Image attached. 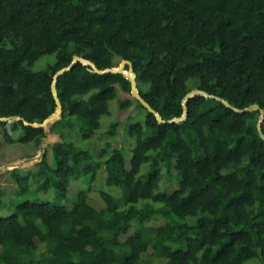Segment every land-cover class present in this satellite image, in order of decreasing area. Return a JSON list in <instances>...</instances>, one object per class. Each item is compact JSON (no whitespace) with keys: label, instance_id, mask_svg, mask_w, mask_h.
I'll return each mask as SVG.
<instances>
[{"label":"trees","instance_id":"obj_1","mask_svg":"<svg viewBox=\"0 0 264 264\" xmlns=\"http://www.w3.org/2000/svg\"><path fill=\"white\" fill-rule=\"evenodd\" d=\"M0 41V145L34 142L43 151L28 175L12 171L16 191H32V173L34 190L60 195L14 208L0 200V264H264V0H0ZM44 54L55 61L33 69ZM75 55L82 59L72 63ZM125 59L164 122L133 96L130 64L100 73L87 61L118 70ZM71 64L56 80L60 118L48 129L26 124L57 112L52 83ZM196 88L209 96H188ZM114 100L144 112L126 128L130 166L120 147L102 162L63 132L49 161V130L84 119L81 134L91 137ZM224 101L261 108L238 112ZM185 105V118L170 121ZM117 133L114 122L108 134ZM101 168L121 195L102 190L99 209L90 193ZM82 177L87 187L70 197ZM166 180L180 188L162 191ZM38 241L45 250L28 258Z\"/></svg>","mask_w":264,"mask_h":264},{"label":"rangeland","instance_id":"obj_2","mask_svg":"<svg viewBox=\"0 0 264 264\" xmlns=\"http://www.w3.org/2000/svg\"><path fill=\"white\" fill-rule=\"evenodd\" d=\"M0 45L2 42L0 41ZM56 59L55 54H44L40 56L35 63L33 64V69H42L48 63L54 62ZM194 83V80L191 81V84ZM143 89L147 88V84L141 83ZM121 97H128L133 100V96L128 93H121ZM144 117V112L140 109L136 102H134L133 106L128 107L126 109H121L119 107V103L117 100L112 101L111 103V113L109 115L104 116L101 119V126L99 129L95 130L91 137H83L81 131L85 125L84 119L76 120L72 123V126H58V131L53 129L51 131L53 134L63 132V139L67 141L74 142L79 148L89 150L93 156L99 160L104 161L106 157L109 155L112 147H120L126 156L128 166H130V161L132 157L131 148L134 145L133 138H128L126 133L127 125L130 121H134L136 119H142ZM117 122L118 124V133L115 136H110L108 134V129L111 127V124ZM87 127V126H84ZM20 132H16V136H18ZM52 135V134H51ZM58 136V135H57ZM2 135L0 134V140ZM62 137L59 136L56 140L53 141H45L44 146L48 149V159L52 160V148L50 147L53 142H57ZM110 141L111 145L108 146L107 142ZM43 155V151L41 148L37 147L34 142H7L0 145V187H4L5 189L0 191V200H2V205H5V201L9 202V200L14 201L13 208L23 202L25 199L30 198L36 201H46L51 200L53 202L58 201L57 198H60L55 187H51L48 190H34L37 188L39 184L38 177H34L32 173L30 174L29 182L32 187V191L29 190L28 194L17 193V182L16 179L12 175V171L17 172L18 174L25 176L28 175L31 171L28 170L27 167L35 168L40 161ZM149 168V163H145L142 167L143 171H146ZM176 172V169H172V176ZM88 178V177H87ZM85 183L78 184L76 182L72 183L69 189V196L76 197L78 190L84 189L87 187L86 178L82 177ZM165 179H169L165 176ZM180 188V181H176L173 184L168 183L166 180L161 184V190L167 193H171L176 189ZM1 190V189H0ZM7 192H6V191ZM107 190L112 192L116 197H120L121 192L116 187H110L105 182V171L103 168L99 170L97 179L94 183H92V191L90 193V202L96 208H101L105 205V201L101 196V191ZM16 191V192H15ZM62 201L64 199L61 198ZM69 207H72V202L65 201ZM0 205V207L2 206ZM3 209L2 211H4ZM4 212H7L5 210ZM164 220L162 218L154 219L148 222L149 225L158 226L162 224ZM134 232V229L131 228L130 231L126 234H122L120 239L122 241H126L130 235ZM39 242V241H38ZM46 245L44 243L39 242L38 250L34 251L31 256L28 258H37L39 257L40 252L45 250ZM154 250L150 247L149 252L152 253ZM155 257L154 264H165L162 262V259L157 260Z\"/></svg>","mask_w":264,"mask_h":264},{"label":"water","instance_id":"obj_3","mask_svg":"<svg viewBox=\"0 0 264 264\" xmlns=\"http://www.w3.org/2000/svg\"><path fill=\"white\" fill-rule=\"evenodd\" d=\"M82 58L80 57V56H78V55H75L74 56V58H73V62L72 63H75L76 61H78V60H81ZM93 67H94V69L97 71V72H100V73H103V72H110V71H116V72H122L123 71V68H124V65L126 64V63H128V64H130V69H131V81H132V90H131V92H132V94H133V96H135V97H137L139 100H140V102L150 111V112H152V113H155L156 115H157V118H158V120L160 121V122H164L165 121V119H163L159 114H158V112L151 106V104L148 102V101H146V99L140 94V92L138 91V87H137V83H136V77H135V71H134V69H133V67H132V64H131V61L130 60H122L121 61V63H120V66H119V69L118 70H115V69H106V70H101V69H99L97 66H95V64L93 63V62H91V61H89V60H87ZM72 67V64L71 65H69V66H66V67H63L62 69H60L57 73H56V75H55V77H54V81H53V83H52V89H53V94H54V97H55V100H56V103H57V105H58V110H57V112L55 113V114H53L52 116H50L49 118H47L42 124H38V123H29V122H27L26 121V124H32L33 126H36V127H38V126H42V127H44V128H46V129H48L58 118H60V116H61V114H62V112H63V106H62V104H61V101H60V99H59V96H58V90H57V86H56V80H57V78H58V76H59V74L61 73V72H63V71H65V70H67V69H69V68H71ZM202 93V94H204L205 96H209L206 92H204L203 90H201V89H198V88H196V89H194V90H192L189 94H188V96L189 95H191V94H194V93ZM187 96V97H188ZM225 103H226V105L227 106H229V107H232L235 111H238V112H244V111H248V110H251V109H253V108H261L260 107V105H253V106H251V107H246V108H238V107H236V106H233L231 103H229L228 101H224ZM186 112H187V106L185 105V111H184V114L180 117V118H176V119H172V120H170V121H177V120H180V119H183V118H185V114H186ZM2 119H4L3 117H1ZM263 118H264V109L263 108H261V120H260V122H259V130H260V133L263 135V137H264V131H263V128H262V120H263Z\"/></svg>","mask_w":264,"mask_h":264},{"label":"crops","instance_id":"obj_4","mask_svg":"<svg viewBox=\"0 0 264 264\" xmlns=\"http://www.w3.org/2000/svg\"><path fill=\"white\" fill-rule=\"evenodd\" d=\"M52 134V135H51ZM58 135V136H57ZM60 135L59 134H53L50 130H49V135H48V137H47V141H49V142H51L50 140H52L53 139V141L54 140H56L58 137H59ZM53 143H55V142H53ZM52 143V144H53ZM27 168H30V167H27ZM30 169H32V168H30Z\"/></svg>","mask_w":264,"mask_h":264}]
</instances>
